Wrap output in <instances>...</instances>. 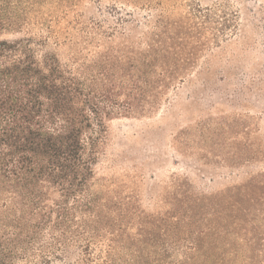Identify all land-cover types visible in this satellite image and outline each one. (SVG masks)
I'll return each instance as SVG.
<instances>
[{
	"label": "trees",
	"instance_id": "trees-1",
	"mask_svg": "<svg viewBox=\"0 0 264 264\" xmlns=\"http://www.w3.org/2000/svg\"><path fill=\"white\" fill-rule=\"evenodd\" d=\"M102 1L0 0V264H263L235 246L256 220L249 193L264 194V144L239 161L191 158L246 166V177L209 193L185 163L148 208L96 177L108 123L161 108L171 118L170 96L210 73L199 55L238 32V15L220 3L173 16L162 0ZM258 44L247 80L223 82L261 102L264 119V36ZM184 134L171 136L181 155L193 142Z\"/></svg>",
	"mask_w": 264,
	"mask_h": 264
},
{
	"label": "rangeland",
	"instance_id": "rangeland-1",
	"mask_svg": "<svg viewBox=\"0 0 264 264\" xmlns=\"http://www.w3.org/2000/svg\"><path fill=\"white\" fill-rule=\"evenodd\" d=\"M161 2L173 16L194 6L204 9L217 3L226 4L231 19L238 15L235 20L238 32L228 35L217 46L210 44L203 49L198 60L210 62L212 69L207 75L194 73L173 92L170 96L174 104L171 118H165L164 108H161L149 119L118 118L108 123L96 177L106 186L124 191L127 196L131 192L141 194L143 208L151 206L148 200L158 199L173 174L184 173L185 163L197 170L195 174L199 177L190 176L201 191L212 193L238 184L246 177V166L235 163L227 170L212 169V166L191 163L190 159L231 158L239 161L260 155L255 148L260 150L264 144V119L259 114L263 104L255 101L253 96L241 98L237 89L226 90L223 82L239 86L248 78L243 70L252 68L259 61L258 41L264 36V9L260 7L264 4L260 0ZM108 4V0H103L100 6ZM82 5L87 16L95 14L96 4L83 2ZM176 132H184L186 139L193 141L182 149L184 155L179 153L181 149L173 150L180 148L171 141ZM261 193H249L257 203L248 207L251 210L249 218L256 220L247 224L248 229L252 227L251 234L248 232L245 238L240 236L241 240L235 246L237 256L252 254L264 258V220H257L258 216L264 215V194Z\"/></svg>",
	"mask_w": 264,
	"mask_h": 264
}]
</instances>
